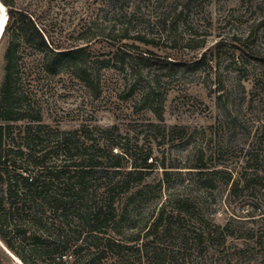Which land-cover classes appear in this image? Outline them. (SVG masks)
Masks as SVG:
<instances>
[{
  "label": "rangeland",
  "instance_id": "rangeland-1",
  "mask_svg": "<svg viewBox=\"0 0 264 264\" xmlns=\"http://www.w3.org/2000/svg\"><path fill=\"white\" fill-rule=\"evenodd\" d=\"M13 1L54 47H85L87 55L78 74L54 76L22 44L23 175H39L33 160L42 149L52 151L48 165L63 163L62 137L68 155L121 165L89 188L91 204L111 206V220L98 231L120 247L104 252L103 241L89 252L96 242L84 238L92 224L73 208L66 261L264 264V0ZM2 11L0 39L7 7ZM39 131L43 143L31 138ZM148 155L152 168L144 165ZM76 161L91 163L87 156ZM36 232L41 244L30 253ZM57 234L49 224L9 239L19 254L51 264ZM0 264H24L1 239Z\"/></svg>",
  "mask_w": 264,
  "mask_h": 264
},
{
  "label": "trees",
  "instance_id": "trees-1",
  "mask_svg": "<svg viewBox=\"0 0 264 264\" xmlns=\"http://www.w3.org/2000/svg\"><path fill=\"white\" fill-rule=\"evenodd\" d=\"M0 2L7 7L8 12L7 22L0 39V46L6 43L3 53V73L0 77V239L10 251L19 255L24 264H37L31 258V254L22 255L15 251L9 234L25 233L33 229L42 231L50 224L58 229L56 237L59 243L50 252V255L57 259L51 264H69V261H66V255L73 247L68 240L69 234L66 233V229L71 222L69 212L74 208L81 212V215L78 213L77 216L84 225L92 224V228L84 238L86 242L89 240L96 242L95 245H89L87 248L89 252L99 249L98 242L103 241L107 243L103 251L113 252L115 247L120 246L116 241L106 238L100 233L101 231H98L100 225L111 220V206L100 202L91 204L89 188L93 180L101 178L97 177L98 175L108 177L110 173L114 176L120 173L118 170L121 168L120 163L107 168L100 162L92 163V156L86 153L78 156L69 152L68 155L67 150L72 147L69 149L68 139L62 137L57 145L58 147L64 145L66 154L63 163L48 165L52 151L42 149L38 152L40 155L33 160L34 168L38 169L39 175L24 176L22 171L21 159L24 153L20 145L22 140L20 122L25 118L22 106L23 99L26 97L19 88V82L22 79L19 68L24 60L20 55L22 44H29L41 57L44 71L54 76L67 70H73L78 74L79 59L87 56L86 49L85 47L73 49L54 47L46 31L37 25L32 14L24 9L16 8L13 0H0ZM142 59L147 64L151 63L147 57ZM161 62L170 68L177 64L167 60ZM82 72V80L91 86L93 80L91 75L86 74L85 71ZM35 121L41 122V117L36 118ZM44 136L40 135L39 131L35 132L31 138L39 139L43 143ZM80 156H87L91 163L85 166L76 161ZM115 158L121 157L116 155ZM148 160L149 155L144 159L145 168H152L153 164H149ZM15 219L20 221L16 223ZM5 226L8 231H5ZM32 244L30 253L40 247L41 236L37 232L33 235ZM79 250L75 248L70 255L76 256ZM70 264H78V260Z\"/></svg>",
  "mask_w": 264,
  "mask_h": 264
},
{
  "label": "bare ground",
  "instance_id": "bare-ground-1",
  "mask_svg": "<svg viewBox=\"0 0 264 264\" xmlns=\"http://www.w3.org/2000/svg\"><path fill=\"white\" fill-rule=\"evenodd\" d=\"M0 8H1V10H4V11H2L4 14L5 13V7L1 3H0Z\"/></svg>",
  "mask_w": 264,
  "mask_h": 264
},
{
  "label": "water",
  "instance_id": "water-1",
  "mask_svg": "<svg viewBox=\"0 0 264 264\" xmlns=\"http://www.w3.org/2000/svg\"><path fill=\"white\" fill-rule=\"evenodd\" d=\"M7 19V18H6Z\"/></svg>",
  "mask_w": 264,
  "mask_h": 264
}]
</instances>
